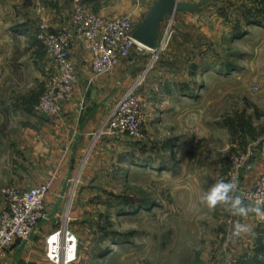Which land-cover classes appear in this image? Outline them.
<instances>
[{"label":"rangeland","instance_id":"obj_1","mask_svg":"<svg viewBox=\"0 0 264 264\" xmlns=\"http://www.w3.org/2000/svg\"><path fill=\"white\" fill-rule=\"evenodd\" d=\"M154 1L103 5L113 18L87 9L135 28ZM179 1L199 10L166 16L156 52L134 46L105 73L119 68L118 96L60 199L59 225L76 241L70 264H264V200L258 214L246 198L264 177V0ZM58 8L70 18L72 0ZM51 9V0H0L1 112L17 107L29 86L41 90L33 104L40 114L35 106L57 70L52 61L41 75L28 68L27 50L43 48L40 24L55 29ZM131 87L140 109L136 137L103 126ZM17 120L0 117V214L13 183L4 180L7 170L23 155L11 143L21 132ZM219 181L236 184L229 203L239 197L246 215L207 205L203 197Z\"/></svg>","mask_w":264,"mask_h":264},{"label":"crops","instance_id":"obj_2","mask_svg":"<svg viewBox=\"0 0 264 264\" xmlns=\"http://www.w3.org/2000/svg\"><path fill=\"white\" fill-rule=\"evenodd\" d=\"M83 2L99 16L114 17L103 10L105 4H116L114 0ZM60 3L61 0H51L52 9L48 11L55 29L70 25L69 16H61L58 8ZM114 12H118L115 7L111 10V13ZM86 47L81 40L70 43L69 57L79 78L72 98L63 104L58 116L48 118L33 110V104L41 90L29 86L21 90V93L17 92L20 93L17 107L0 111V117L18 119L21 132L11 143L13 146L16 143L15 146L23 154L18 167L15 170L9 168L4 180L13 182L11 184L20 190H27L45 180L52 183L45 201L47 219L38 225L24 248L4 252L0 257V264H53L45 257L46 237L61 227L59 215L63 206L60 199L65 192L64 184L70 180L76 164L82 160L93 140V132L118 96L117 85L120 87L122 84L119 68L101 76L93 75ZM27 51L30 53L29 61L26 62L28 68L38 70L40 75L43 71H48L51 60L43 48H28Z\"/></svg>","mask_w":264,"mask_h":264},{"label":"built area","instance_id":"obj_3","mask_svg":"<svg viewBox=\"0 0 264 264\" xmlns=\"http://www.w3.org/2000/svg\"><path fill=\"white\" fill-rule=\"evenodd\" d=\"M133 30L129 19L101 18L91 13L83 0H72L69 27L51 29L40 24L38 41L53 62L57 75L39 98L36 111L45 115L59 114L62 104L73 96L78 82L77 70L69 57L73 40L86 43L91 70L101 76L126 59L134 46L144 48L132 38ZM134 89L131 87L124 92L110 110L103 125L108 130L138 136L140 109ZM50 188L51 183L44 182L27 190L13 185L4 189L6 206L0 214V257L6 251L24 248L38 225L47 219L45 200ZM252 192L246 194L247 199L254 198L256 203L264 200V177ZM45 257L53 264L73 262L76 259L74 235L64 226L50 233L46 238Z\"/></svg>","mask_w":264,"mask_h":264},{"label":"water","instance_id":"obj_4","mask_svg":"<svg viewBox=\"0 0 264 264\" xmlns=\"http://www.w3.org/2000/svg\"><path fill=\"white\" fill-rule=\"evenodd\" d=\"M198 10L199 7L190 2L155 0L143 20L134 28L132 38L142 47L156 50L160 24L166 16H173L176 12H196Z\"/></svg>","mask_w":264,"mask_h":264},{"label":"clouds","instance_id":"obj_5","mask_svg":"<svg viewBox=\"0 0 264 264\" xmlns=\"http://www.w3.org/2000/svg\"><path fill=\"white\" fill-rule=\"evenodd\" d=\"M235 189V183L219 181L210 189L203 199L210 208L215 207L218 203H223L228 206L233 215H246L249 209L241 205V200L239 197H232L229 203V197L227 196V193ZM252 210L258 214L262 212L259 202ZM236 229L237 231L246 230L244 226L240 225L239 223L236 225Z\"/></svg>","mask_w":264,"mask_h":264}]
</instances>
